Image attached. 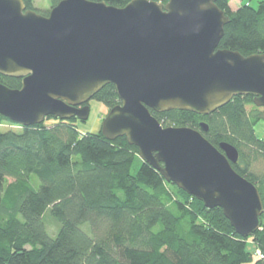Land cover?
Segmentation results:
<instances>
[{
	"label": "water",
	"instance_id": "water-1",
	"mask_svg": "<svg viewBox=\"0 0 264 264\" xmlns=\"http://www.w3.org/2000/svg\"><path fill=\"white\" fill-rule=\"evenodd\" d=\"M215 3L61 0L45 16L0 0V75L21 80L19 89L0 84V116L21 128L48 118L85 122L90 100L113 85L120 104L102 121L103 137H125L167 183L220 208L236 234L251 237L264 206L232 167L236 148L212 145L205 122L162 127L150 112L208 115L236 96L264 110V54L218 48L230 19Z\"/></svg>",
	"mask_w": 264,
	"mask_h": 264
},
{
	"label": "trees",
	"instance_id": "trees-1",
	"mask_svg": "<svg viewBox=\"0 0 264 264\" xmlns=\"http://www.w3.org/2000/svg\"><path fill=\"white\" fill-rule=\"evenodd\" d=\"M22 1L35 10L34 0ZM60 1L50 0L52 7ZM88 1L122 8L131 0ZM229 1L215 3L230 19L218 48L264 54V1L242 2L236 11ZM0 84L19 89L21 80L0 75ZM93 99L108 110L120 104L113 85ZM254 107L252 96H236L208 115L150 112L163 127L205 122L212 145L236 148L232 167L256 186L264 206V170H252L264 166V139L255 131L264 111ZM77 122L48 118L21 128L0 116V264H264V213L261 229L242 238L220 208L207 209L167 183L125 137L82 135ZM5 123L20 131H3Z\"/></svg>",
	"mask_w": 264,
	"mask_h": 264
},
{
	"label": "rangeland",
	"instance_id": "rangeland-1",
	"mask_svg": "<svg viewBox=\"0 0 264 264\" xmlns=\"http://www.w3.org/2000/svg\"><path fill=\"white\" fill-rule=\"evenodd\" d=\"M261 1H264V0H236V1L234 0V1H232L231 9H232V11H236L240 7V3H242V2H244V3L250 2L252 6H256V4L258 2H261ZM34 8H35V11L37 13L46 16L49 13V11L51 10L52 4H51L50 0H34ZM88 105H89L88 119L85 122L78 121L76 123L78 132L82 135H85L87 133L100 132L102 121L104 120L105 116L107 115V113L109 111L106 106H104L101 102H99L95 99L90 100ZM254 108H256V106ZM247 109L251 110V109H253V106H248ZM256 109H258V111H260V112H263V110L260 108H256ZM52 123H53V121L46 122L47 125H51ZM1 129L3 131H7V130H12L15 132L20 131V128L13 126V125H10V124H6V123L1 126ZM255 131H256L257 137L264 139V121L263 120L261 122H259L258 125L255 127ZM137 168H138V163H136L134 165L133 171H136ZM252 170L255 172H259V171L264 170V166L260 165V164H255L254 167L252 168ZM8 181L11 182L12 180L8 179ZM36 184H38V182ZM47 231L49 234H51L48 229H47ZM251 247H250V249H251ZM252 250H253V247H252ZM254 261H255V259H254ZM254 261H252L250 263H245V264H254Z\"/></svg>",
	"mask_w": 264,
	"mask_h": 264
},
{
	"label": "built area",
	"instance_id": "built-area-1",
	"mask_svg": "<svg viewBox=\"0 0 264 264\" xmlns=\"http://www.w3.org/2000/svg\"><path fill=\"white\" fill-rule=\"evenodd\" d=\"M253 252H254V256H255L256 258H258V259H260V260H263V254H262V252H261L260 250L255 249Z\"/></svg>",
	"mask_w": 264,
	"mask_h": 264
},
{
	"label": "crops",
	"instance_id": "crops-1",
	"mask_svg": "<svg viewBox=\"0 0 264 264\" xmlns=\"http://www.w3.org/2000/svg\"><path fill=\"white\" fill-rule=\"evenodd\" d=\"M232 1H234V0H230V1H229V6H230V8L232 7ZM235 1H236V0H235ZM240 5H241V3H240ZM251 246L253 247V244H250V247H251ZM252 247H251V249H252Z\"/></svg>",
	"mask_w": 264,
	"mask_h": 264
},
{
	"label": "flooded vegetation",
	"instance_id": "flooded-vegetation-1",
	"mask_svg": "<svg viewBox=\"0 0 264 264\" xmlns=\"http://www.w3.org/2000/svg\"><path fill=\"white\" fill-rule=\"evenodd\" d=\"M5 77V76H4ZM260 109H262V108H260ZM263 110V109H262ZM264 111V110H263Z\"/></svg>",
	"mask_w": 264,
	"mask_h": 264
}]
</instances>
